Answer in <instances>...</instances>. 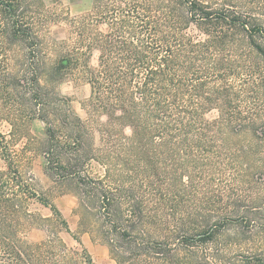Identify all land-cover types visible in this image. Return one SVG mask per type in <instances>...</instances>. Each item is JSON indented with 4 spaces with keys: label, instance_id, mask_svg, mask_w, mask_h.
Returning a JSON list of instances; mask_svg holds the SVG:
<instances>
[{
    "label": "trees",
    "instance_id": "trees-1",
    "mask_svg": "<svg viewBox=\"0 0 264 264\" xmlns=\"http://www.w3.org/2000/svg\"><path fill=\"white\" fill-rule=\"evenodd\" d=\"M93 2L75 26L79 42L51 70L57 82L91 89L86 120L63 121L70 152L57 162L76 167L81 208L94 217L115 264H177L181 247L208 243L219 223L178 216L185 178L215 201L220 174L208 177L207 170L234 168L246 173L240 183L259 173L264 199V108L255 106L264 99V0ZM193 26L201 40L189 33ZM47 136L51 150L60 149L52 129ZM3 157L0 264H95L56 204ZM92 161L102 169L96 178L82 169ZM31 200L51 217L33 213ZM34 227L46 231L44 240H27ZM62 233L77 245H67Z\"/></svg>",
    "mask_w": 264,
    "mask_h": 264
},
{
    "label": "rangeland",
    "instance_id": "rangeland-1",
    "mask_svg": "<svg viewBox=\"0 0 264 264\" xmlns=\"http://www.w3.org/2000/svg\"><path fill=\"white\" fill-rule=\"evenodd\" d=\"M93 1L0 0V171L6 170L3 154L11 156L35 190L56 204L71 232L81 239L95 264H115L108 246L93 227L94 217L86 216L81 208L83 194L76 184V167L57 162L59 156L70 152L63 139V121L68 117L86 120L84 106L91 89L81 82H57L52 79L51 70L58 57L65 56L79 42L75 26L78 20L94 10ZM101 29L106 30V27L101 26ZM189 33L196 40L203 38L194 26ZM248 65L249 62H245L244 66ZM240 83L238 80L233 82L238 89ZM241 96L246 107V92L243 91ZM255 106L264 108V99L257 100ZM214 116L215 113L209 117ZM49 128L60 138V149L49 147ZM93 141L98 146V134L94 135ZM82 169L90 178L102 173L94 161ZM212 174H220L216 175L218 186L215 189L219 198L208 200L209 196L201 194L206 190L192 187L185 178L186 184L179 188L183 197L178 199L177 205L180 206L179 217H191L193 221L199 218L206 225L210 220H218L217 231L206 244L193 240L189 249L181 247L175 257L176 263L264 264V199L258 198L263 176L255 173L252 176L254 182L246 177L240 183L235 180L246 173L234 168L205 172L208 177ZM185 192L193 198L184 197ZM29 209L43 219L51 217L50 210L36 200L30 201ZM85 220L86 230L83 229L85 224L81 226ZM46 236L44 229L34 227L27 240L40 242ZM60 236L67 245H77L71 234Z\"/></svg>",
    "mask_w": 264,
    "mask_h": 264
}]
</instances>
